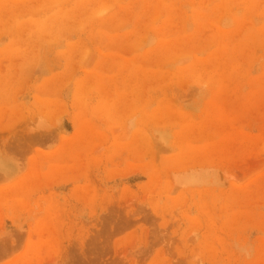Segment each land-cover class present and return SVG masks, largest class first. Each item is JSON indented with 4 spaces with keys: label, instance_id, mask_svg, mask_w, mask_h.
Returning a JSON list of instances; mask_svg holds the SVG:
<instances>
[{
    "label": "rangeland",
    "instance_id": "obj_1",
    "mask_svg": "<svg viewBox=\"0 0 264 264\" xmlns=\"http://www.w3.org/2000/svg\"><path fill=\"white\" fill-rule=\"evenodd\" d=\"M49 1L0 0V264H264V0Z\"/></svg>",
    "mask_w": 264,
    "mask_h": 264
},
{
    "label": "bare ground",
    "instance_id": "obj_2",
    "mask_svg": "<svg viewBox=\"0 0 264 264\" xmlns=\"http://www.w3.org/2000/svg\"><path fill=\"white\" fill-rule=\"evenodd\" d=\"M48 1H49V0H48ZM53 1H54V0H53ZM57 1H58V3H60L61 0H60V1H59V0H56L55 3H57ZM49 2H50V1H49ZM51 2H52V1H51ZM61 2H62V1H61ZM55 3H54V4H55ZM58 3H57V4H58ZM52 5H53V4H52ZM50 6H51V5H50ZM79 8H80V7H79ZM3 9H4V8H3ZM117 62H118V61H117ZM114 63H115V61H114ZM134 63H135V62H134ZM126 68H127V67H126ZM134 74H135V73H134ZM107 94H108V93H107Z\"/></svg>",
    "mask_w": 264,
    "mask_h": 264
}]
</instances>
